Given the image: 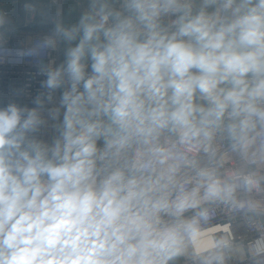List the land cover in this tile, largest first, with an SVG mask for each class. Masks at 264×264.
<instances>
[{
    "label": "clouds",
    "instance_id": "obj_1",
    "mask_svg": "<svg viewBox=\"0 0 264 264\" xmlns=\"http://www.w3.org/2000/svg\"><path fill=\"white\" fill-rule=\"evenodd\" d=\"M61 44L0 107V264H175L234 199L218 139L264 161V0H87L26 54Z\"/></svg>",
    "mask_w": 264,
    "mask_h": 264
},
{
    "label": "built area",
    "instance_id": "obj_2",
    "mask_svg": "<svg viewBox=\"0 0 264 264\" xmlns=\"http://www.w3.org/2000/svg\"><path fill=\"white\" fill-rule=\"evenodd\" d=\"M26 5H34L35 11ZM70 6L81 14L87 0H0V13L5 17L0 27V107L9 102L34 106L32 101L45 79L38 74V61L61 63L63 44L57 51L39 56L26 53L51 33L57 12L63 21V12ZM174 144V139L168 141L169 147ZM176 148L188 155L199 151L191 145ZM214 150L213 163L219 174L237 185L234 199L209 205L208 218L198 222V236L175 264H205L206 258L211 264H264V161L241 158L222 139ZM248 177L254 181L250 187L243 184Z\"/></svg>",
    "mask_w": 264,
    "mask_h": 264
},
{
    "label": "rangeland",
    "instance_id": "obj_3",
    "mask_svg": "<svg viewBox=\"0 0 264 264\" xmlns=\"http://www.w3.org/2000/svg\"><path fill=\"white\" fill-rule=\"evenodd\" d=\"M73 7V6H72ZM72 7L70 6L67 9L64 10L63 12V23L65 24V26H70L72 24H75L78 22L80 15L81 14H76L73 10ZM63 49H64V45H63Z\"/></svg>",
    "mask_w": 264,
    "mask_h": 264
}]
</instances>
